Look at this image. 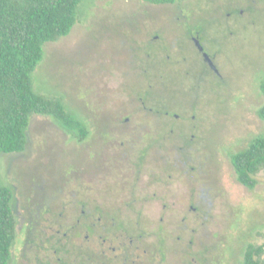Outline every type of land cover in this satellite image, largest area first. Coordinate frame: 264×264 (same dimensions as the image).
Segmentation results:
<instances>
[{"label":"rangeland","instance_id":"rangeland-1","mask_svg":"<svg viewBox=\"0 0 264 264\" xmlns=\"http://www.w3.org/2000/svg\"><path fill=\"white\" fill-rule=\"evenodd\" d=\"M230 5L229 0H84L72 31L46 43L33 74L35 90L62 99L86 121L89 134L79 141L53 118L34 115L25 150L0 155V178L14 191L15 254L20 257L27 227L39 216L47 261L57 262L53 249L59 235L53 236L71 224L58 221L60 211L72 200L86 202L89 184L104 182L111 193L119 181H137V138L149 130L137 125L147 120L154 137L164 136L159 142L146 137L152 141L149 155L169 159V169L152 160L150 172L140 178L171 205L159 211L171 230L162 264H244L247 245L264 244V172L249 189L237 180L231 162L232 153L264 135L258 114L264 105V11L228 23ZM181 8L195 9L193 31L206 29L208 37L201 40L220 75L183 36L176 19ZM140 96L163 113L143 110ZM127 116L128 127L119 130L116 124ZM78 230L79 244H86L85 223Z\"/></svg>","mask_w":264,"mask_h":264},{"label":"trees","instance_id":"trees-1","mask_svg":"<svg viewBox=\"0 0 264 264\" xmlns=\"http://www.w3.org/2000/svg\"><path fill=\"white\" fill-rule=\"evenodd\" d=\"M84 0H0V155L22 152L34 115L53 118L79 141L89 134L83 119L66 109L58 97L35 90L33 74L45 55V45L68 35L78 21ZM176 3L185 0H147ZM264 93V78L260 81ZM264 120V105L258 111ZM237 180L249 189L264 172V135L254 137L231 154ZM14 191L0 178V264H10L18 242ZM244 264H264V244L249 243Z\"/></svg>","mask_w":264,"mask_h":264},{"label":"flooded vegetation","instance_id":"flooded-vegetation-1","mask_svg":"<svg viewBox=\"0 0 264 264\" xmlns=\"http://www.w3.org/2000/svg\"><path fill=\"white\" fill-rule=\"evenodd\" d=\"M229 2L231 5L225 11L228 23L234 17L241 18L255 11H264V0H246L244 3L240 1L234 5L231 0ZM194 11L193 8L190 10L181 8L176 13V19L181 24L178 26L183 29V36L194 42L207 66L215 74L220 75L221 72L214 61V56L207 51L201 40V37H208L206 29L200 26L195 33L193 31L192 12ZM157 38L154 36L153 39L157 40ZM166 57L171 59L169 53ZM139 98L142 100L143 110L163 113L154 105L149 106L141 96ZM130 121L131 119L127 116L120 120V125L116 124V126L122 130L128 127L126 124ZM147 121V124L137 125V127L149 129L148 132L143 131L145 134L142 133L137 138L139 144H142L138 147L139 161L133 166L134 171L138 172L137 181H119V187L111 193L106 190L104 182L89 184L86 202L81 198L72 200L67 207L63 206L65 209L60 211L58 221L69 222L70 220L71 224L69 230L57 229L53 236L56 238V235H59L57 240L59 246H54L53 249V253L58 254L57 262L47 261L48 256L42 247L44 233L40 230L41 222L38 216V219L32 222V228L30 225L27 227V238L20 257V253H14L10 264H21L18 262L19 258L24 259L23 264H162L169 251L168 241L171 230L166 229L163 224L167 216L159 214V211L162 213L164 210H169L171 205L164 196L158 198L157 187L151 184H141L140 178L144 170L150 172L147 165L152 160H156V164L163 163L161 167L168 168L169 159L167 157L154 158L149 155L152 153L146 147L152 141L148 142L146 137H153L154 141L159 142L164 136L156 134L154 137L153 126L149 120ZM73 190L77 191V189ZM76 194L77 192L74 193ZM79 223H85L86 244L78 242ZM156 223L157 225L154 226ZM60 225L63 224L60 223ZM60 234L64 237H60ZM149 238H156V240L150 242ZM159 255H161V261L158 260Z\"/></svg>","mask_w":264,"mask_h":264}]
</instances>
